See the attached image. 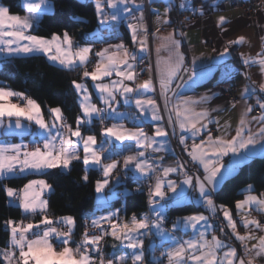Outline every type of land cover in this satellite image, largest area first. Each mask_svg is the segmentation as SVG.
<instances>
[{
  "label": "snow or ice",
  "instance_id": "1",
  "mask_svg": "<svg viewBox=\"0 0 264 264\" xmlns=\"http://www.w3.org/2000/svg\"><path fill=\"white\" fill-rule=\"evenodd\" d=\"M94 4L99 23L110 29L114 27L113 22L131 18L133 22L128 23L127 27L131 33L130 39L138 51H130L126 45L120 43L93 53L91 44L79 45L66 30L53 33L50 37L32 34L42 15L54 11L51 0H27L24 5L27 15L24 16L11 14L9 7L0 4V53L6 54L5 63L9 62L10 56L45 54L49 60L64 69L74 71L83 68V78H90L97 98L104 105L99 107L93 102V94L88 90L87 83L73 80L80 108V114L76 117L73 127L67 122L61 107L49 108L51 120L46 121L37 100L24 92L0 87V129L3 130V135L27 134L32 137V147L24 143L0 141V179L19 178L26 173L46 174L49 169L70 172L73 162L76 161L85 166V174L82 177L85 182L88 181L89 170H101L103 179L95 182V191L104 193L114 174L119 183L120 171L126 176L131 173L133 179H151L155 175V183L149 185L148 189L150 211L155 218L149 220L148 215L144 214L143 218L138 219L133 214L131 222H118L116 218L119 210H116L92 218L90 225L86 223L81 240L77 243L72 238L76 226L73 216H62L54 220L47 215L49 202L43 195L51 191L52 186L43 179L29 180L19 190L6 187L7 196L12 198L9 203L17 201L24 213L40 215L41 219L35 223L13 219L5 221L9 239L8 247L0 249L3 264H126L129 259L131 264H144V238L150 235L160 237L158 246L161 248H164L165 243H169V247L161 252V256L167 258V264H256L257 258L264 260V235H257V232H264V224H261L259 219L249 218L253 209L264 212V192L260 195L253 194L254 186L248 185V194L234 204L235 209L242 213V225L248 229L245 234L238 231L232 209L226 205H217L212 198L221 181L228 175L257 155L264 157V100H256L262 110L259 116L249 115L254 106L247 103V99L252 97L257 89L246 85L241 93L240 100L244 101L245 106L238 126L234 129L235 134L229 137L225 132L224 135L213 136L208 130V125L214 122L215 118L211 113L216 109L210 110L204 106L213 96L205 94L193 98L177 91L187 83L180 75L181 72L190 71L185 66L181 39L176 38L175 30L160 35L157 28L153 33L160 41L155 48V70L158 74L159 94L163 97V107L168 113L167 123L173 126V134L177 125L181 133L191 134L190 137L181 134L179 143L184 146L191 161L202 166L204 174L202 177L190 175L184 162L164 165L163 156L155 157L151 154L172 151L166 140L169 132L160 123L164 120L160 112L161 105L154 98L156 83L151 75L148 79L136 83L140 74L137 72L138 63L144 60L138 53L150 51L149 27L145 22L144 6L137 3V0H94ZM180 7L193 13H204L203 7H191L190 0L189 7L185 8L184 0H181ZM133 8L136 12H133ZM171 10L172 0H168L163 19L158 10L153 9L152 12L156 13L158 23L169 24L171 21L168 14ZM73 19L83 22L76 16H73ZM228 22L227 17L220 16L217 25L222 31H227L223 25ZM180 35L183 38L185 34ZM261 39L264 40V37ZM246 40L245 36L228 40L220 53L221 57L230 54L233 45H243ZM161 52L166 55L162 56ZM93 54L98 59L93 70L89 71L87 65ZM241 60L244 65L258 64L260 72L264 73V51L256 57L242 53ZM140 71L150 73L153 66L148 65ZM114 75L115 79H112ZM204 75L201 74L200 79H203ZM243 75L250 78L247 72ZM193 76H196L194 71L188 80L195 84L197 81L192 79ZM105 78H108V82H104ZM177 80L182 83H175ZM259 92L264 93V83L259 85ZM118 96L123 99L124 104L134 105L138 114L118 111L121 104ZM14 98L23 100L24 103L14 102ZM239 102L234 101L231 106L235 107ZM145 114L156 122L152 135H148L142 127L129 129L122 122L125 119H134L142 123ZM94 119H99L101 124L105 119L121 122L103 127L104 139L98 142L96 135H85L83 131L91 130ZM254 122L258 127L253 128ZM215 123L219 126L218 119H215ZM224 127H227V123ZM197 137H200L199 142ZM189 139L192 141L190 145L187 142ZM125 142H134L136 150L133 151V145ZM256 145H260V148L257 149ZM149 150L151 153L146 155ZM125 152L127 154L123 155ZM229 154L233 159L226 165L224 157ZM114 156L119 158L113 159ZM172 174L183 176V180L177 183L169 178ZM193 193L197 195L193 196ZM192 201H198L211 216H215L218 211L222 212L226 225L219 224L217 227L221 232H224L225 226L229 228L231 232L225 233V236L231 235L239 241L242 252H238L237 247L226 243L214 232L211 239H208L209 230L213 225L209 223L210 217L202 213L178 218L171 230L163 227L165 213L169 208ZM107 202V198L101 197L98 207H103ZM57 223L66 225L67 230L58 229L54 226ZM89 226L99 234H90ZM188 228L194 232L188 240L178 239L173 234L174 231ZM107 236H111L123 248L131 251L119 256L113 254L112 258L105 260L102 242ZM54 239L60 245L59 248L53 244ZM253 240L256 243L249 245L248 242ZM73 243L76 244L75 247L71 246Z\"/></svg>",
  "mask_w": 264,
  "mask_h": 264
},
{
  "label": "crops",
  "instance_id": "2",
  "mask_svg": "<svg viewBox=\"0 0 264 264\" xmlns=\"http://www.w3.org/2000/svg\"><path fill=\"white\" fill-rule=\"evenodd\" d=\"M79 1L92 2L94 4V0H79ZM236 1L237 0H190L191 7H196V8L203 7L204 8V13L203 15H201L199 13H193L190 10H185L184 8H181L180 7L181 0H172V10L168 14V18L170 19L171 23L163 24V23L157 22L156 13L152 12V10L153 9L158 10V12L161 14V19H163L164 10L166 7H168V0H137V3L143 4L144 6V17H145V22L148 24V27H149V22L147 19V11L149 12V15H150V21H151V26L153 28V31L155 32L156 29L159 28L160 35H166L168 32L175 30L172 27V25L176 20V16H177L176 6L177 5L179 6L181 12H183L184 24H185V30L183 33L185 35L183 38H181L180 33L175 30V36L177 39H181V51L184 53V56H185V66L188 69H190V71L181 72L180 75L183 76V80L186 81L187 83L183 87L178 89L177 91H179L184 96H190L193 98H198L199 96L205 95V94L213 96V98L210 101H208L206 105H204L210 110L216 109V111H213L211 115L215 119L219 120V126L216 125L215 119L212 124L208 125V130L212 132L213 136L224 135L225 132L228 134L229 137L235 134L234 129L238 126L239 117L245 106L244 101L240 100V97L246 85H250L251 87H254L257 89V92L252 97L247 99L248 104H255L257 108H260L259 105L256 103V100L257 98L264 100V93L259 92V85L261 83H264V73L260 72V68L258 64L244 65L241 60L242 53L245 56L256 57L258 53H261L262 51H264V40L261 39V37H264V0H256L255 9L251 15L245 14L242 8L236 4ZM238 1L250 2L251 0H238ZM21 2L24 7L27 0H21ZM184 3H185V8L189 7V0H184ZM0 4H3V3L0 1ZM51 4L53 5L55 9V5L53 1H51ZM3 5L8 7L5 4ZM105 8L107 9V5H105ZM133 12H136L135 8H133ZM10 13L15 14V13H12L11 11ZM24 15H27L26 9H25V13L22 14L21 16H24ZM220 16H225L228 18L229 22L223 25V27L227 29V31H222L221 27L217 25V20ZM131 22L133 21L131 20L130 17L126 21L113 22L114 27L110 29L109 27L105 25H101L99 23V17L97 13V23L98 24L96 28L91 32V36L99 40V42L101 43V47L99 50L109 47V45L114 46V45L123 43L124 45L128 47L130 51H138V49L133 44V42L131 41V43H128L125 38L126 32L129 34V36H131L130 30L127 27V24ZM38 24L36 26H38ZM32 34H35L33 30H32ZM69 35L73 38L75 42H77L81 46L86 45V44H91L90 42L77 40V38L71 33H69ZM239 36H245L247 38L246 43L240 46L233 45L230 48V54H226L223 57H221L220 53L223 52L226 42L228 40L236 39ZM45 37H50V36H45ZM159 43L160 41L154 37V43H153L154 64H156V60H157L155 48L158 46ZM149 49H150V45H149ZM41 55H44L47 58V55L45 54H41ZM138 55L144 57L143 62L138 63V67H137V72L141 73L140 69L142 68V65L145 66V68L148 65H151V54L149 51L148 53L139 52ZM161 55L162 56L166 55V53L161 52ZM5 56L6 54L0 53V60L5 59ZM19 56H24V55H19ZM92 56H90V62L87 65L89 71L93 70L95 66V62L98 59L96 57L92 61L91 60ZM193 60H195V63H193ZM49 62L59 66L58 64L53 63L51 60H49ZM91 64L92 66L90 67ZM78 70H80L81 72V79L77 80V82L87 83L88 90L92 92L93 94V102L96 103L99 107H104L102 101L97 98V93L94 90L93 82L90 80V78H83L82 76L83 68H78ZM193 71L196 73V76H193L192 78L193 80L197 81L195 84H193L192 81L188 80V77L191 75ZM245 72L249 74L250 78H246L243 75V73ZM155 74H156V79H157L156 87L158 89V97L155 92L154 98H156L157 102L161 105L160 112H161V115L164 117V120H162L160 123L166 129L168 127L170 131L172 132L173 126L167 123L168 113L163 107V104H164L163 97L159 94L158 74L156 70H155ZM201 74H205L203 79H200ZM150 75L152 76V72L150 73L147 72V76L145 78H140L138 76L136 83H140L143 80L148 79ZM112 79H115V75L112 77ZM104 82H108V78H105ZM175 83L179 84V83H182V81L177 80ZM132 86L135 87V84H133ZM0 87H8V86L0 85ZM230 92L235 94L238 97L237 101H240L239 103H236L235 107L231 106L233 102H231L229 98ZM169 95L171 96V94ZM77 99H78V94H77ZM117 99L121 100V104L118 106V111L138 114V110L135 108L134 105L130 106V105L124 104L123 99L119 96L117 97ZM16 100H19V99L14 98V102H17ZM41 108L43 110L45 120L50 121L51 120L50 114L47 115L42 106ZM261 114H262V110H261ZM261 114H255L253 111L249 115L259 116ZM97 120L98 119L93 120L90 131L87 129L83 131L85 135L87 134L96 135L97 141L99 142L104 139V136L97 132V127L95 125ZM109 122H110L109 123V126H110L111 123L121 122V121H113L109 119ZM122 122L129 129H135V128L142 127L148 133V135H152L155 131L156 122L152 121L150 119V116H148V114H145V117L142 123L134 119H125ZM226 123H227V127H224ZM73 127H75V125H73ZM256 127H258V125H256L254 122L253 128H256ZM175 134L179 136L181 134L189 136V137L191 136V134L188 132L181 133V130L179 129L178 125L176 126ZM1 135H2V129H0V141L8 142V143L27 144L28 141L32 140V137H30L28 140L21 139V138L19 139L8 138L7 139L5 137H2ZM157 139H161V138H157ZM196 139H197V142H199L200 137H197ZM166 140L168 142V145L172 149V151L161 152V153H151V150H149V152L146 153V155L151 153L155 157L163 156L164 159L162 163L164 165H174L176 162H182L173 153V144L169 136L166 138ZM187 142L190 145L192 141L191 139H189ZM125 143L132 144L133 151L136 150L134 146V142H125ZM255 147L259 149L260 145H256ZM80 154L81 156L83 155L82 150L80 151ZM126 154H127L126 152L123 153V155H126ZM257 156H260V155H257ZM113 159H118V158L113 157ZM232 159H233V156L231 154H229V156L227 157H224L225 164L229 165ZM194 163L197 166L199 173H192L190 175H200L202 177L204 174L202 166L197 162H194ZM243 165L244 164H242L240 168ZM240 168H238L237 170H239ZM99 172L101 175L98 180H101L103 179L102 172L101 170H99ZM235 172H233L232 174H234ZM229 176L230 175H228L227 177ZM22 177L25 178L23 186L27 184L29 180H33V179L46 180L48 184L52 186V190L45 192L43 195V198L47 199L49 202L48 212L57 213L56 211H58L59 212L57 213L58 218L62 216H73L72 211L65 206L64 197L62 196V188L56 187L50 179L44 177L42 174L26 173ZM128 178H132L131 173H129L126 176L123 171H120L119 172V183H117V177L114 174L108 188L105 190L104 193H97L95 191V199H96L97 208L99 209L104 208L108 204H110L113 200L117 199L120 191H123L126 195H128V194L134 193L135 191H138V189L139 190L141 189L139 186H137L134 189L121 188L120 186L123 183V179H128ZM169 178L177 181V183L183 180V176H180L177 174H172ZM13 179L15 178L0 179L2 181V185L0 187V220L3 218H7L8 220L9 219L16 220L28 214V213L23 212V209L20 207L18 202L9 203L11 198L7 196L5 189L6 187L15 188V186L12 183ZM225 179L221 181L219 187L223 184ZM135 180L141 183L145 179L140 177ZM154 183L155 181L153 182V184ZM248 185H253V184H248ZM248 185H246L245 188L243 189L245 194L241 199H243L248 194V192L246 191ZM113 190L118 191L117 196L115 195V192ZM262 192L264 191L256 192L254 189L253 194L260 195ZM192 195L195 196L197 194L193 193ZM101 197L107 198L108 202L103 207H98ZM212 198L217 205H223L217 202L215 198V193L213 194ZM189 203L195 204L196 206L200 207L201 210L195 211V212L183 215V216H179L170 223H167L166 218H165L163 222V227L165 229L171 230L172 225L177 221L178 218L185 217V216L192 215V214L202 213L210 217L209 223L213 225V228L209 230V235L207 237L208 239H211V235L214 232L215 235L220 237L222 240H225L226 243L237 247L238 252H242V248L240 246L239 241H236L235 238L232 236L228 238H223L219 230L215 228V222L217 221V218L222 219L223 222H225L226 224V221L222 216V212L218 211L215 216H211V214L207 211V209L204 206H202L198 201H192ZM178 205H181V204H178ZM116 210H119L118 217L116 218L118 222H124V221L131 222V217L133 216V214L129 217L124 216L121 213L120 207L100 210L95 215H93L92 218L103 216L110 212H114ZM167 211L165 213V216H167ZM144 214L148 215L149 220H152L155 218L153 213L150 211L149 202H148V208L146 211L142 212L140 215H136V214L135 215L137 216L138 219H141L143 218ZM241 215L242 213L239 212L237 209H235V216L233 214V219L237 221L238 231L241 234H245L248 231V229H246L242 225L241 220H240ZM259 215L264 217V212L256 211L253 209L251 210V215L249 218H256ZM64 226L67 228L66 225ZM75 229H76V226H75ZM224 229H229V228L225 227ZM153 231L155 230L153 229ZM229 231L231 232L230 229ZM173 234L178 239L188 240L192 238L194 232L191 228H188V229H183L179 231H174ZM257 235H264V232H257ZM106 238H108V243L110 245V250H112V254L119 256L125 252L131 251L130 249L123 248L119 244V242L114 241L111 236H107ZM159 243H160V237L158 236L150 235L144 238V264H147L145 263V259L147 258V256H149V259L152 262L161 263V260L164 258L161 256V252L165 251L169 247V243H165L164 248L159 247L158 246ZM248 243L249 245H251L252 243H256V241L253 240V241H249ZM53 244H54V240H53ZM114 244H115V247H113ZM3 248H6V247H2L0 249H3ZM153 248H155L154 252H153ZM224 250L226 251L227 249H224ZM0 260H3L2 255H0ZM126 264H131V260L129 259L126 262ZM256 264H264V260L257 258Z\"/></svg>",
  "mask_w": 264,
  "mask_h": 264
},
{
  "label": "trees",
  "instance_id": "3",
  "mask_svg": "<svg viewBox=\"0 0 264 264\" xmlns=\"http://www.w3.org/2000/svg\"><path fill=\"white\" fill-rule=\"evenodd\" d=\"M7 5L12 13L24 14L25 9L21 0H0ZM55 5L52 13L44 14L33 32L40 36H51L53 33H62L65 30L73 34L77 40L92 43L97 39L91 36V32L97 26V13L95 5L92 2H81L79 0H51ZM73 16L81 18L83 22L73 19ZM87 33L90 39L83 38ZM125 38L131 43L129 34L126 32ZM0 60V85H7L13 90L24 92L27 96L37 100L48 115V109L52 107H61L67 117L69 124L75 125V119L80 114L77 94L73 90V80L81 79L80 70L74 71L64 69L52 64L41 54L12 56ZM98 130V123H95ZM100 134V133H99ZM2 137H5L1 135ZM7 138V137H5ZM8 139V138H7ZM85 174V166L82 162H73L70 172H64L61 169H49L44 177L50 179L56 187L62 188L65 206L69 208L76 220V229L73 237L81 240L83 221L86 218H92L100 210L108 208H121V213L129 217L132 214L140 215L148 208V193L143 185L133 178L123 179L121 188L134 189L139 186L141 189L134 193L126 195L123 191L119 192L117 199L113 200L104 208H97L95 199V182L100 178V172L97 169L88 171V181L82 180ZM25 178L13 179L14 186H23ZM248 184H253L256 192L264 191V157L256 156L248 163L244 164L234 174L225 179L223 184L215 191V198L218 203L228 206L232 209L235 216L234 204L241 199L245 192L244 188ZM2 181L0 180V187ZM124 193V196H121ZM201 210L200 207L192 203L174 205L167 211L166 222L170 223L175 218L195 211ZM59 213L58 211H56ZM57 213L47 212L49 217H58ZM41 219L40 215L32 216L26 214L18 219L30 222H37ZM0 220V248L7 247L9 232L2 228ZM104 252L107 259L112 258V250L108 243V238L104 240ZM72 246H76L75 243ZM3 264V260H0ZM147 264L154 263L145 259Z\"/></svg>",
  "mask_w": 264,
  "mask_h": 264
},
{
  "label": "built area",
  "instance_id": "4",
  "mask_svg": "<svg viewBox=\"0 0 264 264\" xmlns=\"http://www.w3.org/2000/svg\"><path fill=\"white\" fill-rule=\"evenodd\" d=\"M255 2L256 0H251L250 2H240V1H236V4L238 6H240L242 8V10L244 11L245 14L247 15H251L255 9ZM147 3V2H146ZM176 11H177V16H176V20L175 22L173 23L172 27L177 31L179 32L180 34L184 32L185 30V24H184V14L183 12H181L179 6L177 5L176 6ZM147 19H148V22H149V45H150V54H151V65L153 66V71H152V77L154 79V83H156V86H157V79H156V74H155V64H154V58H153V43H154V36H153V28L151 26V21H150V15H149V12L147 11ZM83 38L88 40L90 39V36L87 34V33H84L83 34ZM93 45V53H95L96 51H99L100 47H101V43L99 42V40H95V41H92L91 43ZM96 58V56L93 54V56L91 57V60L93 61L94 59ZM92 66V64L90 65V67ZM142 68H145V66L142 65ZM147 76V72L144 71V72H141L139 74V77L140 78H145ZM156 94H157V97H158V89L156 87ZM229 98L231 100V102H234V101H237L238 100V97L233 94V93H229ZM254 106L253 108V111L255 114H261V109L260 108H257L255 106V104H252ZM66 116V115H65ZM97 123H98V130H99V133L101 135H103L102 133V128L103 127H106V126H109V119H105L103 121V124H101L100 120L98 119L97 120ZM167 130L169 132V138L173 144V153L176 155V157L178 159H180L182 162H184L186 164V167L188 168L189 170V174H192V173H199V170L197 168V166L195 165V163L193 161H191L190 157L188 156L187 152L184 150V146L181 145L179 143V135L177 134H173L170 129L167 127ZM27 144H29V147H32V145L30 144V141L27 142ZM116 157V156H114ZM119 158V157H117ZM187 161V162H186ZM20 178V177H19ZM155 181V175L152 176L151 179H145L143 180L140 184L143 185L144 189L146 190V192L148 193V189H149V185L153 184V182ZM16 189H21L22 186L18 185V186H15ZM121 196H124V193H121ZM12 199V198H11ZM14 203H16L17 201H13ZM53 218L54 220L58 219V217H51ZM256 219H259L261 224H264V219L262 217L257 216ZM5 221L7 220H3L1 222V226L2 228H5ZM19 221V220H18ZM24 221V220H23ZM90 221L91 219L90 218H86L84 219L83 221V230H82V234L83 232L85 231V224H89L90 225ZM25 223H28L30 221H24ZM34 223V222H33ZM219 224H225V222H223L222 219H219L217 218V221L215 222V228L217 230H219V228L217 227V225ZM54 226H56L58 229L60 230H63V231H66L63 226V224H55ZM226 227V226H225ZM105 228H107V226H105ZM88 231L90 234L92 233H96V234H99L97 230L91 228L89 226L88 228ZM219 232L221 233V236L223 238H228L230 237L231 235L229 236H225V233H230L229 229H224V232H221L219 230ZM31 238V237H30ZM74 241H76L77 243L80 241V240H77L75 239L74 237H72ZM106 238V237H105ZM54 244L57 246V248L60 247V245L58 244V242L54 239ZM76 245V244H75ZM102 248H103V255H104V258L106 260V257H105V252H104V241L102 242ZM160 264H167V258L164 257L162 260H161V263Z\"/></svg>",
  "mask_w": 264,
  "mask_h": 264
},
{
  "label": "water",
  "instance_id": "5",
  "mask_svg": "<svg viewBox=\"0 0 264 264\" xmlns=\"http://www.w3.org/2000/svg\"><path fill=\"white\" fill-rule=\"evenodd\" d=\"M25 123H27L26 121H25ZM2 135H3V130H2ZM3 136H5V135H3ZM5 137H7V138H17V139H19V138H21V139H29L31 136L30 135H24V136H19V135H9V136H5Z\"/></svg>",
  "mask_w": 264,
  "mask_h": 264
},
{
  "label": "rangeland",
  "instance_id": "6",
  "mask_svg": "<svg viewBox=\"0 0 264 264\" xmlns=\"http://www.w3.org/2000/svg\"><path fill=\"white\" fill-rule=\"evenodd\" d=\"M254 12V11H253ZM18 103H21V104H23V101H21V100H16ZM114 192H115V195L117 196V194H118V191H115V190H113ZM260 217H262V216H260ZM263 219H264V217H262ZM64 226V225H63ZM65 227V226H64ZM65 230H67V228L65 227L64 228ZM107 260V259H106Z\"/></svg>",
  "mask_w": 264,
  "mask_h": 264
}]
</instances>
